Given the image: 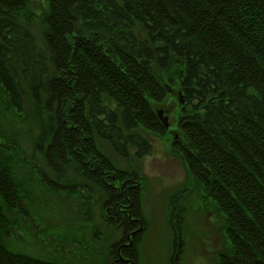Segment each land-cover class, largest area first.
I'll return each mask as SVG.
<instances>
[{
    "label": "trees",
    "instance_id": "1",
    "mask_svg": "<svg viewBox=\"0 0 264 264\" xmlns=\"http://www.w3.org/2000/svg\"><path fill=\"white\" fill-rule=\"evenodd\" d=\"M171 86L180 88L184 141L174 145L224 216L230 248L218 264H264V0H0V102L22 112L31 99L47 168L101 189L106 221L119 227L120 241L132 239L121 254L136 264L142 183L107 153L150 154L144 132L167 133L153 104L166 102ZM3 141L0 264H72L11 245L8 230L27 212L12 143ZM40 180L65 190L43 171ZM177 228L174 264L182 252ZM119 242L110 264H126Z\"/></svg>",
    "mask_w": 264,
    "mask_h": 264
},
{
    "label": "rangeland",
    "instance_id": "2",
    "mask_svg": "<svg viewBox=\"0 0 264 264\" xmlns=\"http://www.w3.org/2000/svg\"><path fill=\"white\" fill-rule=\"evenodd\" d=\"M36 31H39L37 26L34 27L37 37ZM2 100L0 142L12 143L10 154L24 189L23 204L27 212L19 226L8 230L11 245L31 255H65L72 264H110L113 261L109 259L110 250L121 240L122 232L117 225L106 221L101 189L83 184L72 171L69 178L60 180L50 172L42 153L35 147L41 128L31 99H25L22 112L9 111ZM180 103L179 86H171L170 98L163 104H153L158 115L161 112L160 120L166 118L167 133L144 132L152 150L143 159L124 160L111 151L107 153L116 167L137 171L138 182L142 183L145 232L138 242L137 264H174L177 227L182 233L180 264H218V255L230 248L224 216L204 197L174 145L183 141L179 128ZM41 171L63 183L65 190L56 192L46 187L40 180ZM142 227L141 224L138 230ZM131 241L129 236V242H119L123 245L118 255L126 264L135 263L127 262L129 259L121 254L124 246L132 248ZM70 250L83 253L85 260L76 262Z\"/></svg>",
    "mask_w": 264,
    "mask_h": 264
},
{
    "label": "water",
    "instance_id": "3",
    "mask_svg": "<svg viewBox=\"0 0 264 264\" xmlns=\"http://www.w3.org/2000/svg\"><path fill=\"white\" fill-rule=\"evenodd\" d=\"M163 113V112H162ZM159 117L161 119V112L159 113ZM162 123L165 124V127H167L168 125L166 124V118L162 119ZM128 261V260H127ZM132 264H134L133 262H131Z\"/></svg>",
    "mask_w": 264,
    "mask_h": 264
},
{
    "label": "flooded vegetation",
    "instance_id": "4",
    "mask_svg": "<svg viewBox=\"0 0 264 264\" xmlns=\"http://www.w3.org/2000/svg\"><path fill=\"white\" fill-rule=\"evenodd\" d=\"M128 261H130V260H128ZM129 264V263H128Z\"/></svg>",
    "mask_w": 264,
    "mask_h": 264
},
{
    "label": "bare ground",
    "instance_id": "5",
    "mask_svg": "<svg viewBox=\"0 0 264 264\" xmlns=\"http://www.w3.org/2000/svg\"><path fill=\"white\" fill-rule=\"evenodd\" d=\"M135 264V263H134Z\"/></svg>",
    "mask_w": 264,
    "mask_h": 264
}]
</instances>
